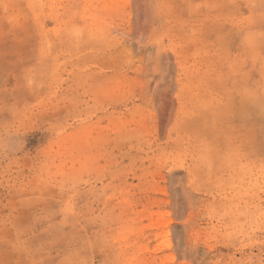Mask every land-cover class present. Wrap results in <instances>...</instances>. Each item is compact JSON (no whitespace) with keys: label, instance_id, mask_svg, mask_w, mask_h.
I'll list each match as a JSON object with an SVG mask.
<instances>
[{"label":"rangeland","instance_id":"1","mask_svg":"<svg viewBox=\"0 0 264 264\" xmlns=\"http://www.w3.org/2000/svg\"><path fill=\"white\" fill-rule=\"evenodd\" d=\"M0 264H264V0H0Z\"/></svg>","mask_w":264,"mask_h":264}]
</instances>
